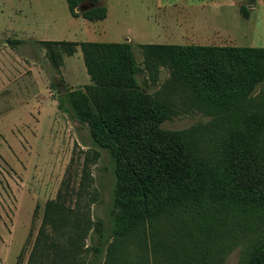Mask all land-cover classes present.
Instances as JSON below:
<instances>
[{
  "label": "rangeland",
  "instance_id": "obj_1",
  "mask_svg": "<svg viewBox=\"0 0 264 264\" xmlns=\"http://www.w3.org/2000/svg\"><path fill=\"white\" fill-rule=\"evenodd\" d=\"M234 4L229 0L79 1L75 12L106 7L107 16L101 21L72 19L65 0H0V43L7 42V48L12 51L9 53L14 54L22 67L10 64L11 68L16 67L20 77L30 70L36 78L32 91L28 79L17 78L16 73L9 77V65L5 64L6 71L0 73V264H30V254L41 251L44 239L63 238L59 226L44 230L48 238L44 233L39 235L45 205L59 194V202L70 211L65 224L76 226L78 219L74 215L82 212L87 215V211L90 216H102L108 226L110 220L104 207L110 208L119 180L115 172L118 157L97 148L98 159L86 161L84 151L93 145L87 126L72 120L58 107L61 93L84 91L92 85L80 50L76 46L77 52L68 55L64 51L66 47H46L39 43L40 38L74 37L71 29L77 26L81 32L76 31L74 39L130 38L127 41L132 45L137 65L134 75L138 88L169 113L158 127L186 139L194 147L203 160L207 179L213 182L214 197L225 209L230 206V200L236 201L238 194L233 183L223 180V174L229 173L228 166L238 158H248L255 168L251 171L257 170L264 176V136L254 140L258 145L250 146L253 126L248 120V116L256 115L261 104L264 81L239 94L234 86V92L227 94V103L218 104L190 74L185 49L167 48L162 49L160 56H146L138 45L189 41L182 45L264 47V0H239ZM243 8L248 10L247 17L240 13ZM188 24L196 26L192 31L195 39H180L178 35L187 34L183 30ZM31 36L37 39L32 40ZM14 40L23 42H8ZM51 55L58 57L57 65ZM219 57V79L230 87L228 72L233 75L237 66L223 52ZM34 96L38 100L45 98L44 104L32 99ZM65 187L69 191L64 199ZM96 190L103 192L104 205L94 202ZM175 223L174 218L156 219L153 223L156 234L152 239L146 225L140 236L137 233L128 236L124 256L129 264H165L166 256L178 262L182 239L173 232ZM111 240L109 231L106 241ZM84 242L89 243L88 237ZM241 245L238 242L227 252L223 264H238L244 252ZM104 247L99 259L91 263L81 250L83 264L121 260V256L115 259V255H109L105 244ZM186 258L189 260L191 256ZM48 264H68V261L56 257Z\"/></svg>",
  "mask_w": 264,
  "mask_h": 264
},
{
  "label": "trees",
  "instance_id": "obj_2",
  "mask_svg": "<svg viewBox=\"0 0 264 264\" xmlns=\"http://www.w3.org/2000/svg\"><path fill=\"white\" fill-rule=\"evenodd\" d=\"M79 1L66 0L72 15L80 14L87 20L105 17L104 6L75 12ZM240 13L247 17V8ZM39 43L46 47H66L64 51L68 55L79 46L92 85L84 91L61 93L58 107L72 120L87 126L93 145L84 151L86 161L98 159L100 151L97 148L118 157L115 172L119 180L110 208L104 207L109 218L105 216L110 220L108 226L102 216H90L86 211L87 215L83 212L74 215L78 221L76 226L70 227L65 224V217L70 211L59 202L60 194L56 200L47 201L39 235L44 230L46 232L47 227L55 230L59 226L63 238L44 239L41 251L30 254V264H48L51 258L56 257L67 260L68 264H83L81 250L91 263L99 259L104 244L109 255H115V259L121 256L119 262L113 259L108 261L109 264H129L124 256L128 236L134 233L140 236L146 225L151 239L154 238L153 223L159 218H165V221L176 219L173 232L182 239L180 260L173 262L171 256H166L165 264H223L227 252L238 242L244 249L238 264H264V176L257 170L251 171L255 168H252L248 158H238L230 165L233 170L228 166L229 173L223 174V180L233 183V189L238 194L236 201L230 200V206L225 209L214 197L213 182L207 179L203 160L195 153L194 147L186 139L158 127L169 113L166 107L138 88L134 75L137 65L130 42L39 40ZM138 45L146 56H160L162 49L167 48L185 49L190 74L205 86L212 100L218 104L227 103V94L232 90L234 92V86L239 94L241 90L251 89L264 81L261 77L264 72V47ZM221 52L237 66L236 73L232 75L228 72L230 87L219 79ZM51 59L55 65L58 64V57L51 55ZM257 109L255 116H248L253 126L250 146L258 145L254 140L264 136V91ZM65 190L64 199L69 191L66 187ZM240 199L243 201L237 202ZM93 200L98 205H104L103 192L96 190ZM109 231L110 242L106 241ZM87 237L89 243L85 244ZM38 254L39 260L36 259ZM188 256H191L189 260Z\"/></svg>",
  "mask_w": 264,
  "mask_h": 264
},
{
  "label": "crops",
  "instance_id": "obj_3",
  "mask_svg": "<svg viewBox=\"0 0 264 264\" xmlns=\"http://www.w3.org/2000/svg\"><path fill=\"white\" fill-rule=\"evenodd\" d=\"M66 1V0H65ZM237 1H239V0H229V3L231 4V5H235L234 3L235 2H237ZM66 4H67V2H66ZM67 7H68V5H67ZM80 10H81V8H80ZM68 11H69V13H70V10H69V8H68ZM70 16H71V18L72 19H74V20H77V19H84V20H86L83 16H81L80 14H78V15H72L71 13H70ZM106 16H107V9H106V15H105V17L103 18V19H100L101 21L102 20H104L105 18H106ZM189 26H186V25H184V30H183V32H185V33H187V34H185L184 36H182V35H178L179 36V38L180 39H182V38H187V39H195V36H194V34L192 33V31H193V29L196 27H194V25H192V24H188ZM183 28V27H182ZM72 30V32H73V36L74 37H66V38H64V37H62V36H57V37H51V38H49V39H47V38H40L41 40H67V41H75V42H80V41H84L83 39H74L75 38V36H76V31L78 32V34L81 32V30H80V27L79 26H77L76 28H74V29H71ZM88 30H90V28L88 27ZM75 31V32H74ZM52 33H55V32H52ZM180 33V32H179ZM183 34V33H182ZM54 38V39H53ZM176 38V37H175ZM30 39H32V40H36L37 38L34 36V37H30ZM127 40H130V38H125L124 39V41H127ZM87 41V40H86ZM88 41H90V40H88ZM176 41V40H175ZM102 42H122V41H102ZM129 42V41H128ZM183 42H189V41H183ZM183 42H181V44L183 43ZM158 44H178V43H175V42H172V43H158ZM8 46H7V42L6 41H3L2 43H0V73H2V74H4L3 73V71H6V68H5V64L6 65H9L10 66V68H11V65L10 64H15L16 66H19V68L21 67V64H20V62L19 61H17L16 60V58L15 57H13L14 56V54H10L9 53V49L10 48H7ZM77 50H80L79 49V46H77ZM77 50H75L74 52H73V54H75L76 52H77ZM10 52H12V51H10ZM81 53V52H80ZM10 54V55H9ZM4 56V57H3ZM8 58V60H6V58ZM4 62V63H3ZM11 62V63H10ZM22 68V67H21ZM31 68V67H30ZM29 69V68H28ZM30 70H28V71H24L25 72V74H24V76H22L23 78H26V80L28 79L30 82L28 83V84H30V86H31V90L33 91V87L35 86L34 85V82H35V80H36V78L33 76V74L34 73H30L29 72ZM20 71L19 70H17V68L16 67H12L11 68V72H9L8 74H9V77L10 78H12V76H14V73H16L17 74V78H22V77H20V73H19ZM28 82V81H27ZM33 84V85H32ZM40 93V92H39ZM18 95L20 96V94L18 93ZM47 95V94H46ZM12 96L13 97H15L16 95H14L13 93H12ZM21 97H23V102L24 103H26V101L24 100V96L22 95ZM32 99H34V100H37V102H39V103H43L44 104V102H45V98H41L40 100H38L37 98H35V96H34V98H32ZM34 100H31V101H34Z\"/></svg>",
  "mask_w": 264,
  "mask_h": 264
},
{
  "label": "water",
  "instance_id": "obj_4",
  "mask_svg": "<svg viewBox=\"0 0 264 264\" xmlns=\"http://www.w3.org/2000/svg\"><path fill=\"white\" fill-rule=\"evenodd\" d=\"M75 9L78 11L79 8L77 7V8H75Z\"/></svg>",
  "mask_w": 264,
  "mask_h": 264
}]
</instances>
